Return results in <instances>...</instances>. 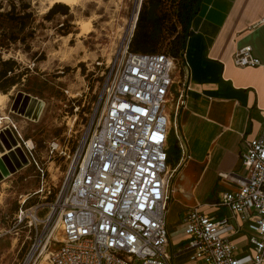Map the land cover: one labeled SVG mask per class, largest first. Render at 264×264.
I'll use <instances>...</instances> for the list:
<instances>
[{
    "label": "built area",
    "instance_id": "obj_1",
    "mask_svg": "<svg viewBox=\"0 0 264 264\" xmlns=\"http://www.w3.org/2000/svg\"><path fill=\"white\" fill-rule=\"evenodd\" d=\"M130 41L102 85L99 121L48 218L58 216L65 240L53 233L23 264H173L171 183L191 156L179 137L182 157L171 168L169 139L172 129L178 131L175 119L187 93L180 89L172 108L175 85L184 86L181 70L175 75L179 60L133 53ZM234 61L238 67L261 66L249 46ZM241 161L246 177L234 179L240 188L222 193L219 202L228 217L188 210L184 248L176 256L189 253L195 264H264V139L246 141ZM245 234L248 249L240 254L234 238ZM52 241L60 247L50 250Z\"/></svg>",
    "mask_w": 264,
    "mask_h": 264
},
{
    "label": "rangeland",
    "instance_id": "obj_2",
    "mask_svg": "<svg viewBox=\"0 0 264 264\" xmlns=\"http://www.w3.org/2000/svg\"><path fill=\"white\" fill-rule=\"evenodd\" d=\"M56 1L0 0L2 12L15 4L22 14L23 5L30 4L26 12L33 14L14 23L0 19V56L15 60L16 74L21 75L19 83L0 97V264H23L53 233L58 239L63 235L58 216L48 218L91 126L99 121L102 85L112 64L122 59L144 2L78 0L74 7L67 6L66 14L46 20ZM6 34L19 41L9 42ZM172 51L169 46L163 53L173 56ZM180 69L178 64L177 77ZM178 86L172 108L177 105ZM176 124L170 144L180 149L182 136ZM58 247L51 242L50 250ZM181 248L184 245H172L173 264H195L189 253L176 256Z\"/></svg>",
    "mask_w": 264,
    "mask_h": 264
},
{
    "label": "crops",
    "instance_id": "obj_3",
    "mask_svg": "<svg viewBox=\"0 0 264 264\" xmlns=\"http://www.w3.org/2000/svg\"><path fill=\"white\" fill-rule=\"evenodd\" d=\"M248 46L261 66L235 64L236 53ZM179 63L184 86L177 91L184 88L187 96L175 120L191 158L171 183L170 250L182 245L188 210L228 217L219 202L222 193L240 188L234 179L247 175L241 161L245 142L264 139V0H202ZM181 157L169 139L170 167ZM247 234L234 238L240 254L248 249Z\"/></svg>",
    "mask_w": 264,
    "mask_h": 264
},
{
    "label": "trees",
    "instance_id": "obj_4",
    "mask_svg": "<svg viewBox=\"0 0 264 264\" xmlns=\"http://www.w3.org/2000/svg\"><path fill=\"white\" fill-rule=\"evenodd\" d=\"M201 2L202 0H190L189 4H180L177 0H144L129 50L137 54H158L172 46V57L181 60L186 40L190 36L191 21L198 14ZM10 7L9 11L2 12L4 5L0 3V19L4 22L14 23L33 17L31 12H26L31 9L30 4L23 5L22 14L17 12L15 4ZM66 10L67 6L64 4H56L46 14L45 19L50 21L57 14H66ZM175 17H178V22H174ZM178 25L182 30H179ZM6 36L11 43L19 41L13 34ZM17 69L18 63L15 60H3L0 56V94H8L19 83L21 75L16 74Z\"/></svg>",
    "mask_w": 264,
    "mask_h": 264
},
{
    "label": "bare ground",
    "instance_id": "obj_5",
    "mask_svg": "<svg viewBox=\"0 0 264 264\" xmlns=\"http://www.w3.org/2000/svg\"><path fill=\"white\" fill-rule=\"evenodd\" d=\"M77 1H78V0H57L55 3H53V4L49 7L48 12H49V10H50L55 4H57V3L64 4V5H66V6H70V7H74V6L77 4ZM137 20H138V14H137L136 17H135V20H134V22H133V25H132V27H131V29H130V33H132L133 30L135 29V25H136V23H137ZM78 25H80V24L78 23ZM83 31H85V28H83ZM2 96H4V95H3V94H0V97H2ZM64 240H65L64 236H63V235H60V237H59V241H60V242H64Z\"/></svg>",
    "mask_w": 264,
    "mask_h": 264
},
{
    "label": "water",
    "instance_id": "obj_6",
    "mask_svg": "<svg viewBox=\"0 0 264 264\" xmlns=\"http://www.w3.org/2000/svg\"><path fill=\"white\" fill-rule=\"evenodd\" d=\"M140 12V11H139ZM139 15V14H138ZM138 21V20H137ZM137 24V23H136ZM12 171H13V169H12Z\"/></svg>",
    "mask_w": 264,
    "mask_h": 264
}]
</instances>
